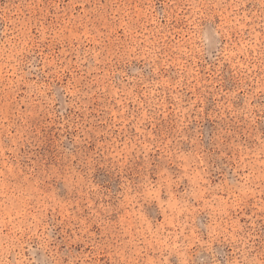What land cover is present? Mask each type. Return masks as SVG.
Segmentation results:
<instances>
[{
	"label": "rangeland",
	"instance_id": "374dc122",
	"mask_svg": "<svg viewBox=\"0 0 264 264\" xmlns=\"http://www.w3.org/2000/svg\"><path fill=\"white\" fill-rule=\"evenodd\" d=\"M0 264H264V0H0Z\"/></svg>",
	"mask_w": 264,
	"mask_h": 264
}]
</instances>
